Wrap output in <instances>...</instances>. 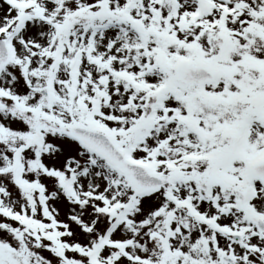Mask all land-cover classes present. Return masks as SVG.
<instances>
[{
    "label": "snow or ice",
    "instance_id": "6c2138e0",
    "mask_svg": "<svg viewBox=\"0 0 264 264\" xmlns=\"http://www.w3.org/2000/svg\"><path fill=\"white\" fill-rule=\"evenodd\" d=\"M0 264H264V0H0Z\"/></svg>",
    "mask_w": 264,
    "mask_h": 264
}]
</instances>
